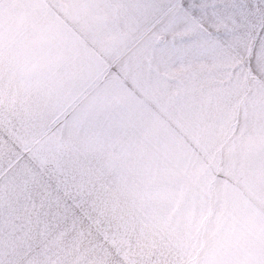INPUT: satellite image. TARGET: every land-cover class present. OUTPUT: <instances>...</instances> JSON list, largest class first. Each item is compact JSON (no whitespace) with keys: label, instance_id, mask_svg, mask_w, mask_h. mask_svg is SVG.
Listing matches in <instances>:
<instances>
[{"label":"rangeland","instance_id":"obj_1","mask_svg":"<svg viewBox=\"0 0 264 264\" xmlns=\"http://www.w3.org/2000/svg\"><path fill=\"white\" fill-rule=\"evenodd\" d=\"M250 1L254 24L250 19L246 25H254L258 42L244 62L258 63L259 81L249 80L253 73L246 68L239 76L246 83L245 98L224 101L225 109L220 102L211 108L210 102L191 101L165 109L150 102L149 110L144 102L143 109L141 100L120 93L125 82L139 80L130 74L140 62L130 64L128 77L123 68V76L114 68L122 84L104 81L95 91L90 85L79 109L65 121L41 109L37 95H11L5 100L12 106L0 101L6 146L20 141L27 162L34 157L43 165L39 148H60L71 178L76 183L79 178L87 194L71 197L79 216L70 214L69 224H2L5 212L19 204L13 199V176L5 175L14 166L7 164L0 175V264H264V0ZM250 1L245 0L246 9ZM66 11H77V2L70 7L62 0H0V88L9 87L10 93L33 89L23 83L45 82L48 62L59 64L58 72L63 62L107 64L102 58L114 54L111 43L87 25V31L77 32V12L70 20L63 19ZM109 86L116 91L104 92ZM29 99V109L18 119L31 128L23 129L13 124L14 111L18 101ZM237 103L238 109L230 106ZM235 129V146H223ZM236 146L250 148V162L231 160ZM30 147L36 152L30 154ZM0 148L7 155L12 151ZM205 158L217 169L208 182ZM238 166L249 170L240 175L245 178L240 191L228 176Z\"/></svg>","mask_w":264,"mask_h":264},{"label":"crops","instance_id":"obj_2","mask_svg":"<svg viewBox=\"0 0 264 264\" xmlns=\"http://www.w3.org/2000/svg\"><path fill=\"white\" fill-rule=\"evenodd\" d=\"M62 2H67L70 7L77 2V11H66L63 19L71 20L73 13L77 12L75 23L77 32L86 30V25L88 28L92 27L97 30L98 35L111 43L109 52L114 54L109 59L110 54L102 58L103 62H107L105 66H97L96 62L94 64L93 60L88 59L89 57L86 60L90 62H63L61 72L56 70L59 64L48 62L45 82L23 83L31 84L33 89L14 93L8 92L9 87L0 88V101L11 95L32 97L37 95L39 100L37 105L41 109L54 117L62 115L63 118L60 120L65 121L72 118L73 112L79 109L80 101L83 100V95L90 85L95 91L94 87L103 84L104 81L109 84H122L115 77L114 73L117 70L114 72V68L119 71L123 68L125 77H128V69L133 62L136 66L137 62H140V66L135 67V73L132 72L130 75H135L139 80L135 83L125 82V86L121 87L124 90L120 93L122 96L126 95L128 100L133 98L141 100L143 109L145 102L147 110L150 102H156L157 109H165L179 107L175 103L178 101L202 102L203 106L204 102L205 104L210 102L211 108L212 102L215 104L220 102L221 109H225L224 101H240L241 94L242 99L245 98L246 83L245 80L241 82L239 76L241 74L244 77L246 68L253 73L249 80L259 81L256 71L258 63L251 66L250 62L247 64L244 62L245 55H249L252 50L255 51L254 47L258 42V37L254 36L253 32L255 4L251 1L249 9L244 7L245 0H62ZM250 19L253 24L247 26ZM245 34L247 35L245 39L240 38ZM234 39L240 40L235 42ZM241 60L244 64L240 63ZM69 63L70 66L66 67ZM122 74L120 71L119 75L123 76ZM261 81L263 82L262 78ZM41 84H45L46 87H38L42 86ZM258 84L261 86L263 83ZM250 86L254 87L255 84L250 83ZM111 91H116L113 86L107 87L104 92ZM118 93L119 91L113 94ZM107 94L111 93L104 96ZM31 99L18 101L20 106L14 111L13 123L17 127L31 128L18 119L29 109L28 102ZM2 104L12 106L9 100ZM75 104L78 105L77 108H73ZM230 106L238 109L239 103ZM10 114L8 109L7 115ZM183 115L186 114L181 116ZM174 116L180 114L174 113ZM75 121L78 122L79 119ZM71 125L77 126L74 123ZM230 131L227 136L230 142L223 143V146L231 144L235 146L233 143L238 140V129ZM8 144L0 134V146L12 150L7 155L0 148V160L3 159L0 172L3 171L0 175L8 170V167H5L7 164L14 166L5 175L13 176V185L17 192L13 199L19 204L14 210L5 212L2 224H69L70 214L79 216L78 207H71V197H86L87 194L84 192L86 186L80 183L79 178L78 183L71 178L69 164L64 166L62 161L64 156H61L60 148L57 150L39 148V154L46 160L43 165L34 157V159L30 157V161L27 162L23 155L24 145L20 141L14 142L12 146H6ZM222 150L224 151L225 147H222ZM27 151L30 154L36 152L33 147ZM233 157L250 162V148L243 151L237 147V151L231 155V160L236 163ZM131 160L132 157H129V163ZM202 161L205 182H208L213 175L215 176L217 169H214L208 158ZM47 164H55L56 167ZM246 171L249 172L242 166L231 167V173L228 175L239 191L238 185L245 179L240 175H244ZM167 183L170 181L167 180ZM173 186H177V181ZM125 262L128 264L126 260Z\"/></svg>","mask_w":264,"mask_h":264}]
</instances>
